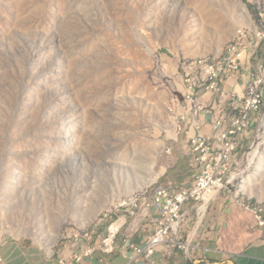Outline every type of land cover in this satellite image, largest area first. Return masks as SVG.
Returning <instances> with one entry per match:
<instances>
[{"label": "rangeland", "instance_id": "rangeland-1", "mask_svg": "<svg viewBox=\"0 0 264 264\" xmlns=\"http://www.w3.org/2000/svg\"><path fill=\"white\" fill-rule=\"evenodd\" d=\"M263 12L264 0H0V247L52 258L118 220L123 243L143 218L131 196L188 187L187 80L240 29L256 42ZM248 133L218 195L264 208V107Z\"/></svg>", "mask_w": 264, "mask_h": 264}, {"label": "built area", "instance_id": "built-area-1", "mask_svg": "<svg viewBox=\"0 0 264 264\" xmlns=\"http://www.w3.org/2000/svg\"><path fill=\"white\" fill-rule=\"evenodd\" d=\"M260 23L264 29V12L260 15ZM246 31L239 30V37L230 43L224 58L208 64L200 60L197 64L201 70L197 82L187 80V101L193 104V112L187 120L191 126L201 131L199 125L201 117L210 112L208 106L201 101L198 89L203 88L205 93L218 96L227 108L222 109V116L212 123L213 136L207 138L200 133L190 139V155H236L243 137L252 128L255 119L261 114L264 107V36L255 38L252 45H245ZM257 62L251 72L246 90L242 96L227 93L223 84L236 75L243 66L251 60ZM230 171H191L192 183L188 187L174 188L171 186H157L155 194L149 195V201L127 202L126 206L133 209L131 216L150 219L155 223V233L151 241L145 246H133L137 258H143L146 263L155 255L157 250L164 246L167 238L177 235L181 230L190 210H194L198 220L205 216L208 206L212 204L218 194L225 189V182ZM212 195V196H211ZM206 208V211H204ZM157 213L155 219L150 218L152 212ZM137 212V213H136ZM108 215H105V219ZM257 226L264 229V211L256 212L254 216ZM126 223L121 220L113 223L108 229V236L103 240L93 230L92 234H82V237L68 236L72 247L85 246L82 255H74L80 262L85 257L92 256L99 249L107 255L116 253V243L121 230ZM97 239V240H96ZM131 264H140L132 259Z\"/></svg>", "mask_w": 264, "mask_h": 264}, {"label": "crops", "instance_id": "crops-1", "mask_svg": "<svg viewBox=\"0 0 264 264\" xmlns=\"http://www.w3.org/2000/svg\"><path fill=\"white\" fill-rule=\"evenodd\" d=\"M256 64L252 59L243 66L225 81L224 90L242 96ZM201 101L210 112L201 117L200 132L190 125L187 139L183 142L190 171H196L194 155H190V139L198 133L211 138L212 123L222 116V109L227 108V104L211 93H205ZM248 135L247 132L243 139ZM154 192L155 189L149 193ZM245 203V200L237 201L232 196L218 195L202 220H198L194 210H190L179 233L171 234L148 263L143 258H137L132 248L147 245L155 233V223L142 218L132 225L130 236L123 243L117 241L113 255L104 254L96 243L95 253L78 262L74 255H82L84 245L73 248L71 243H67L52 258H48L33 250L30 244H5L0 247V264H131L134 258L140 264H264V229L259 228L254 216L245 210ZM156 217L157 213L153 211L150 218Z\"/></svg>", "mask_w": 264, "mask_h": 264}, {"label": "bare ground", "instance_id": "bare-ground-1", "mask_svg": "<svg viewBox=\"0 0 264 264\" xmlns=\"http://www.w3.org/2000/svg\"><path fill=\"white\" fill-rule=\"evenodd\" d=\"M264 31L258 32L256 37L263 38ZM236 155H194V164L196 171H230L231 165ZM150 190L141 194L131 196L128 202H145L149 201ZM155 194V192L153 193ZM212 196V195H211ZM245 210L255 216L256 212L264 211L261 205H254L246 202L244 205ZM206 211V208H204ZM105 218V216H104ZM103 220V219H102ZM86 232L85 234H92ZM75 237H82V234H74Z\"/></svg>", "mask_w": 264, "mask_h": 264}]
</instances>
